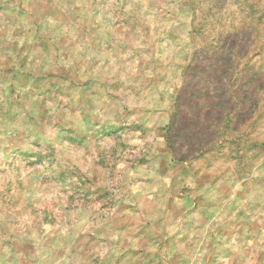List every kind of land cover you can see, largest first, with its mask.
I'll return each mask as SVG.
<instances>
[{
    "label": "rangeland",
    "instance_id": "rangeland-1",
    "mask_svg": "<svg viewBox=\"0 0 264 264\" xmlns=\"http://www.w3.org/2000/svg\"><path fill=\"white\" fill-rule=\"evenodd\" d=\"M0 264H264V0H0Z\"/></svg>",
    "mask_w": 264,
    "mask_h": 264
}]
</instances>
